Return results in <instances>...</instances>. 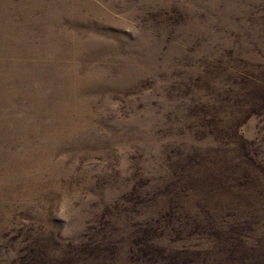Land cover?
Wrapping results in <instances>:
<instances>
[{
  "label": "rangeland",
  "instance_id": "1",
  "mask_svg": "<svg viewBox=\"0 0 264 264\" xmlns=\"http://www.w3.org/2000/svg\"><path fill=\"white\" fill-rule=\"evenodd\" d=\"M0 264H264V0H0Z\"/></svg>",
  "mask_w": 264,
  "mask_h": 264
},
{
  "label": "trees",
  "instance_id": "2",
  "mask_svg": "<svg viewBox=\"0 0 264 264\" xmlns=\"http://www.w3.org/2000/svg\"><path fill=\"white\" fill-rule=\"evenodd\" d=\"M232 243V242H231ZM99 247V246H98Z\"/></svg>",
  "mask_w": 264,
  "mask_h": 264
}]
</instances>
